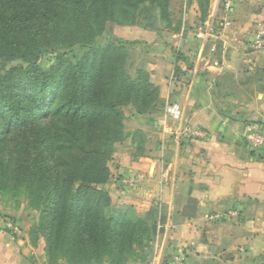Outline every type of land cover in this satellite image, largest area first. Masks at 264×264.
<instances>
[{
	"label": "trees",
	"instance_id": "obj_1",
	"mask_svg": "<svg viewBox=\"0 0 264 264\" xmlns=\"http://www.w3.org/2000/svg\"><path fill=\"white\" fill-rule=\"evenodd\" d=\"M197 3L205 19L209 0ZM171 6V0H0V148L8 151L5 162L0 155V194L15 203L0 217L16 223L20 196L39 211L28 233L32 246L42 243L47 264H147L152 256L144 247L163 222L157 210L138 220L145 239L104 211L108 163L127 136L122 107L149 114L159 88L144 60L128 73L129 49L140 42L104 30L121 16L159 42L164 21L170 27L176 19L168 32L183 28L178 5ZM46 55L49 68L40 65ZM244 72L238 85L232 73L221 75L229 94L263 93L264 69ZM144 143L136 130V153H144Z\"/></svg>",
	"mask_w": 264,
	"mask_h": 264
},
{
	"label": "crops",
	"instance_id": "obj_2",
	"mask_svg": "<svg viewBox=\"0 0 264 264\" xmlns=\"http://www.w3.org/2000/svg\"><path fill=\"white\" fill-rule=\"evenodd\" d=\"M209 7L211 15L199 23L203 31L199 27L195 35L182 28L164 37L172 51L171 75L156 104L164 112L136 118H142L143 126L145 120L168 124L161 134L140 127L144 153H136L119 174L131 180L136 175V184L132 190L121 182L111 188L117 190L118 204L133 206L136 221L154 210L163 216L144 247L157 254L158 264H264V92L246 99L229 94L220 80L227 71L238 85L249 66L264 69V57L248 49L264 29V0H234L227 18L220 8L212 15L215 0H209ZM189 9L186 22L192 26L197 0H189ZM137 29L138 39L154 43L156 34ZM248 125L263 136L260 145L244 139ZM182 126L205 136L175 140L173 133ZM23 213L21 208L15 215L16 233L0 217V264H44L41 244L28 241Z\"/></svg>",
	"mask_w": 264,
	"mask_h": 264
},
{
	"label": "rangeland",
	"instance_id": "obj_3",
	"mask_svg": "<svg viewBox=\"0 0 264 264\" xmlns=\"http://www.w3.org/2000/svg\"><path fill=\"white\" fill-rule=\"evenodd\" d=\"M171 7L174 9L178 5V11H179V22L181 24L180 28L183 27L184 32H191L193 34L198 33V28L201 27V31L204 30V25L201 26L199 23L205 22L208 17L211 15L210 14V7L208 3L207 7V16L204 19L203 13L204 11L197 12L196 20L193 25L191 26L189 23L187 24L186 19L190 14V9H189V0H171ZM176 10V9H174ZM206 10V9H205ZM119 21L118 23H108L105 27L104 30V35H112L117 38H121L127 41H139L140 44L136 45L134 48H130V57L128 59V73L132 74L135 68L138 65H141V61L144 60V67L145 70L148 72L149 79L150 81L159 88V93H160V98L164 96L165 91H164V84L165 82L169 81V77L171 75L170 69L172 65V57L169 49V43L167 40L164 39V37H168L170 34H178V33H171L168 32V29H174L176 28V19L171 21V26L167 27L166 22L164 21L162 23V28L163 32L161 35V40L159 42H154L152 44H148L144 40H140L137 38L136 35V30H138L137 26L135 24H130L126 20H124L121 16L117 18ZM219 18L216 17L214 21H218ZM165 26L167 28H165ZM153 33V32H152ZM155 34V33H154ZM157 36V35H156ZM157 39V38H156ZM52 62V59L49 55H46L42 58L40 61V65L43 66L44 68H49L50 64ZM248 69V68H246ZM159 98V100H160ZM155 106L151 114H155L157 111L158 112H164L163 110H156ZM122 111L124 113V133L127 135L126 138L122 143H118L115 145L114 152L112 154V158L109 161L108 165L111 169V177L110 180L107 184V189L110 197V206L104 211V214L108 217H113L117 218L118 220L125 222L129 225H131L132 229L134 230L135 234L143 237V239L147 238V234H145L144 227L141 223V221H136V215L132 212L133 206H124L121 204H118V197L115 195V187H116V182H121L120 184L122 186L127 187L128 189L132 190L133 185L136 184V175L134 178L131 180L129 178L122 179L123 177H120V168H123L124 166L127 167V165L130 167L129 162L131 158L136 156V130H139L141 127V131L144 128L146 133L147 130L153 128L155 131L153 134H158L162 133V129L167 125V121L160 119L159 121H155L151 124H148V120H145L144 123L147 124L146 126H143L140 120L142 118H136V114L132 108L131 105H125L122 107ZM143 121V120H142ZM179 121V120H178ZM249 121V120H248ZM250 122V121H249ZM167 123V124H166ZM189 129H195L191 127H185L182 126L180 127L179 130L181 131H188ZM197 129V128H196ZM152 130V129H151ZM176 133V134H175ZM178 130L173 133L175 136H177ZM148 134H151L148 133ZM162 138L164 137L163 134L161 136ZM158 139V138H157ZM165 139H168L165 137ZM245 139V138H244ZM243 139V143L246 144V142ZM165 142V140H164ZM159 142H157L159 146ZM152 146L155 145L154 141L153 143H150ZM8 151L6 148L2 147L0 148V155H2L4 162L6 161L8 155ZM13 165V164H12ZM10 165V167L13 169V166ZM124 165V166H123ZM121 180V181H120ZM122 180H124L122 182ZM112 185H115L114 189L111 188ZM117 191V190H116ZM127 192V191H126ZM111 193V194H110ZM17 200H19V206L18 210L16 211L15 214L19 213L20 209L23 208V218L26 219L29 228L27 230V237L28 241L30 243V238H29V229L33 227V225L37 224L39 221L40 217V212L37 210H33L31 208L27 207L26 201L20 196L16 197ZM15 203L14 200L9 199L6 195H1L0 194V214L4 215L5 213L7 214V211L12 210L14 207ZM3 219V218H2ZM16 222V220H15ZM5 223H12L13 225H16L17 232L19 231V228L17 226V222L13 223L10 220H5ZM12 233H16L11 231ZM37 235L34 234L33 238H35ZM37 244H41V242H37ZM146 251V249H144ZM44 257V255H43ZM131 263H136V260L131 262ZM44 264H47V261L44 257ZM59 264H63L62 262H59Z\"/></svg>",
	"mask_w": 264,
	"mask_h": 264
},
{
	"label": "built area",
	"instance_id": "obj_4",
	"mask_svg": "<svg viewBox=\"0 0 264 264\" xmlns=\"http://www.w3.org/2000/svg\"><path fill=\"white\" fill-rule=\"evenodd\" d=\"M233 1L234 0H215V7L212 15H214L215 10L220 8L221 12L227 18L232 8ZM224 24L225 26H228L229 22L227 21V19L225 20ZM248 49L250 53L258 54L264 57V29H259L257 31ZM254 68H255L254 66H249L248 70L252 71ZM244 133H245L244 138L251 146H258L263 141V136L259 132H257L255 130V127L252 125L246 126ZM186 134L189 135L190 137L199 138V139H202L205 136L204 133L198 129H189L188 131L179 130L176 138L179 140L181 139L182 136H185ZM6 224L10 231L17 232L16 225H13L12 223H6ZM158 263H159L158 256L156 253H154L149 264H158Z\"/></svg>",
	"mask_w": 264,
	"mask_h": 264
}]
</instances>
